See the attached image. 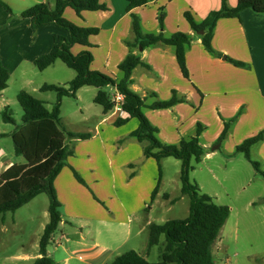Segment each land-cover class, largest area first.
<instances>
[{
    "label": "crops",
    "instance_id": "0c3cea01",
    "mask_svg": "<svg viewBox=\"0 0 264 264\" xmlns=\"http://www.w3.org/2000/svg\"><path fill=\"white\" fill-rule=\"evenodd\" d=\"M1 1L10 8L8 12L0 5V62L8 71L10 79L11 74L18 70L22 71L26 68L25 70L29 69L32 72V68L35 67L34 60L49 53L57 42V37H67V32L54 25L34 29L28 18L19 16L23 10L38 3H47L53 7L55 0ZM144 1L145 4L127 11L128 0H101L107 6V11L83 12L78 17L73 10L66 8L63 15L78 26L98 30L97 35L89 37L92 47L88 50L93 55L91 70L120 81L123 72L118 66L128 54L132 53L139 56L142 63L131 73L128 88L132 92L145 97L146 105L156 100L168 101L172 98L173 92L182 100L168 109L143 108L144 115L157 128V138L162 143L175 145L182 139L192 138L199 123L203 127L199 136V143L204 149L203 159L211 158L216 151L224 152L229 156L235 154L237 145L259 132H264V15L245 9L240 12L239 18L220 19L213 30L211 41L214 51L224 56L218 57L205 50L198 38L199 35L191 30L183 15L188 11L196 22H201L211 11L220 9L221 0ZM226 1L230 7H234L237 3V0ZM159 9L164 13L162 28L157 21ZM132 15L139 19L143 35L161 34L168 38L174 33L181 32L189 36L190 44L185 50L189 79H185L181 74L176 62L174 46L161 42L145 48L130 46L134 43ZM83 49L85 48L74 46L72 51L77 53ZM225 57L242 62L245 66H234ZM56 62L45 70L54 66ZM25 70L24 73H30ZM84 88L76 92L78 99L79 92ZM6 89L0 93V97H3ZM151 93H154L156 98L151 97L149 95ZM99 107L100 109L94 110L96 118L93 128L87 131L90 138L72 139L69 142L73 154L65 160L64 167L54 180L57 199L61 204L62 221L59 228H63L69 221H76L83 226L91 220H96L98 224L104 226L117 223L120 228H108V230L119 229V236L127 240L131 235L130 218L140 209V204L143 203L145 207L147 193L149 194L152 189L148 192L152 184L145 178V171L156 169L157 164L154 159L143 155V149L148 143L139 142L131 136L138 127L135 118L116 127L114 121L118 117H125L124 113L119 115L115 110L104 113L102 107ZM231 120L234 121L231 122L225 138L218 142L223 124ZM216 143L219 148L209 150ZM251 151H256V155L264 162V140L253 145L250 153ZM163 159L160 161L161 165ZM111 163L117 168L126 169L125 171L129 173L128 175L123 173L122 189L125 195L132 198L130 206L126 208L125 200L119 197V205L122 207L121 210L123 209L120 216L111 214V211L108 214L103 213L99 208H93L95 211L91 215L88 214L89 216L81 215L78 213L79 209L86 208L82 198L84 199L89 190L74 180L69 168L80 173L87 186L98 187L102 185L101 181L104 179L109 185L107 177L111 171L109 170ZM11 165L12 163L0 152V167L4 166L0 173ZM138 183L142 188H135ZM114 187L116 185L112 186ZM120 192V189L116 191L117 197ZM163 195L165 194H161L158 189L152 203L162 198L171 206L172 199H169V196L164 199ZM82 228L79 226L80 230ZM52 242L55 244V250L61 249L63 254L70 253L67 246L69 240L63 233L58 241L52 238ZM90 247L88 252H85L87 256H78V260L87 259L92 264H104L101 257L106 249L97 240H94ZM37 248L38 251L34 256L30 257L22 253L14 256L13 260L32 264L41 257L39 247ZM47 255L50 257L51 253L48 252ZM71 258L65 256L62 264H69ZM55 263L60 264V262Z\"/></svg>",
    "mask_w": 264,
    "mask_h": 264
},
{
    "label": "trees",
    "instance_id": "16d2710c",
    "mask_svg": "<svg viewBox=\"0 0 264 264\" xmlns=\"http://www.w3.org/2000/svg\"><path fill=\"white\" fill-rule=\"evenodd\" d=\"M127 11L131 8L146 3L144 0H128ZM0 5L10 12V8L0 0ZM70 8L80 17L83 12L107 11V6L101 0H55L53 7L47 3H38L25 10L19 16L28 18L34 29L48 25H54L67 32V37H57V42L47 54L41 55L34 60V66L38 71H43L57 60L61 61L69 69L75 71V77L68 82L67 86L43 84L40 92H56L59 97L69 96L75 98L76 92L82 87H94L98 91L93 102L102 107L104 113L113 109V103L107 87L116 88L123 95L122 110L125 117H118L114 126L120 127L129 119L135 118L138 127L131 133L139 142L146 141L148 144L143 149L146 158L156 161L158 167V180L151 200H154L161 180L160 161L163 158H174L180 161L181 194L189 198V213L184 219L168 220L163 224L151 223L148 226V251L160 244L161 237L164 239L163 248L158 262H149L135 251L131 250L116 256L110 264H215L213 246L220 234L222 227L229 217L227 206L216 205L211 197L202 194L197 185L191 183L189 174L194 170V164H198L204 154V149L199 143V136L203 127L198 123L195 135L188 139H182L175 145H167L157 138L158 130L154 127L143 113V108L163 110L173 107L182 102L173 92L168 101L156 100L146 105L145 97L132 92L129 88L130 76L133 69L142 64L139 56L128 54L119 64L118 69L123 72L120 81L101 73L93 71L90 66L93 55L88 50L92 47L89 37L95 36L98 30L95 28L78 26L64 17V11ZM249 9L256 14L264 15V0H237L234 7H230L226 0H221V7L217 11H211L201 22H196L188 11L184 18L191 30L197 34L203 31L198 38L205 50L218 57H224L212 48L213 30L220 19L239 18L241 11ZM164 13L159 9L157 21L159 27H163ZM132 28L134 43L130 46L145 48L156 43H163L175 47V58L182 76L189 79L185 62V50L190 44L187 34L177 32L165 38L159 35H143L140 30L139 19L132 15ZM74 46L85 48L73 53ZM234 66L243 67L244 63L225 57ZM9 80L8 71L0 62V93L7 88ZM156 98L154 93L149 94ZM17 102L22 108V124L11 135L14 153L22 156L24 164H12L0 173V215L14 213L22 206L29 203L37 195L46 193L49 199V220L39 238L38 247L40 258L32 264H56L47 255V246L51 243L53 235L58 230L62 221L61 204L59 203L54 187V180L64 166L65 160L72 156V150L68 147L63 131L59 128V105L48 110L44 102L31 94L20 91L17 94ZM4 123H14L8 107L1 112ZM234 120L225 122L218 142L222 141ZM0 134V138L3 137ZM70 139L87 140L89 133H66ZM264 140V132H259L253 137L245 139L235 148V153H240L251 164L254 171L264 178V170L261 164L252 160L250 148ZM73 177L82 186H88L83 178L71 168ZM165 199L168 195H163ZM176 199L171 202L174 203ZM264 202V198H263Z\"/></svg>",
    "mask_w": 264,
    "mask_h": 264
},
{
    "label": "rangeland",
    "instance_id": "374dc122",
    "mask_svg": "<svg viewBox=\"0 0 264 264\" xmlns=\"http://www.w3.org/2000/svg\"><path fill=\"white\" fill-rule=\"evenodd\" d=\"M25 69L11 74L8 87L3 97H0V134L4 135L0 138V152L12 164L25 163L22 156L15 155L11 139V135L22 124L23 111L16 99L20 91H25L42 100L49 111L58 103L59 128L63 131L69 148V142L72 139L68 138L66 133H87L95 123L94 110L100 109L93 102L98 91L94 87L82 89L79 92V99L77 93L75 98H72L59 97L56 92L52 91H39L38 88L42 84L66 87L68 82L74 78L75 71L67 68L61 61H57L54 66L42 72L35 67L32 68V72ZM24 70L30 73H24ZM4 107H8L9 114L14 120L13 124L3 122L1 112ZM216 145L218 144H214L209 150ZM250 156L258 161L261 164V170H264V162L256 155V151H251ZM160 166L159 190L161 194H167L172 200L177 199L171 206L162 198L152 203L151 194L157 184L158 167L152 171L146 170L145 178L152 184L148 192L151 188L152 191L147 193L148 199L145 207L143 203L140 204V209L136 211L134 217L130 218L131 235L127 240L119 236V229L108 230V228H120L117 223L104 226L98 224L96 220H91L83 226L81 223L67 219L69 223L63 228H58L53 239L58 241L63 233L69 240L67 246L70 253L63 254L61 249L55 250V244L51 241L47 246V253H51L50 258L62 264L65 256H71L69 264H92L87 259L81 261L77 257L87 256L85 252H88L94 240H97L106 249L101 257L104 264H110L116 256L131 250L149 262H158L164 239L161 237L160 244L148 251V226L151 223L163 224L168 220L184 219L189 213V198L187 195H182L180 191V161L170 157L163 159ZM3 168L4 166L0 167V171ZM69 170L72 173L71 168ZM109 170H111L107 177L109 185L105 179L98 187L88 185L89 191L84 199L82 198L86 208L79 209L78 213L89 216L88 214L94 213L93 208H99L103 213L108 214L111 211V214L117 216L123 213L119 205V197L125 200L126 208L130 206L132 198L125 195L122 189L123 173L125 175L129 173L125 171L126 169L117 168L112 163ZM189 177L191 183L197 185L202 194L211 197L216 205L229 208V217L213 246L215 264H264V178L254 171L242 154L235 153L229 156L219 151H216L211 158H202L198 164H194V170L190 172ZM114 185L116 187L112 188ZM137 185L135 188H142L140 183ZM118 189L121 192L117 197ZM48 205V195L41 193L14 213L0 215V264H27L13 260V257L22 253L30 257L36 254L39 237L48 222ZM79 226L83 228L80 230Z\"/></svg>",
    "mask_w": 264,
    "mask_h": 264
},
{
    "label": "built area",
    "instance_id": "2783aa9c",
    "mask_svg": "<svg viewBox=\"0 0 264 264\" xmlns=\"http://www.w3.org/2000/svg\"><path fill=\"white\" fill-rule=\"evenodd\" d=\"M111 101L113 103V109L119 115L123 114L122 104H123V95L114 87H107Z\"/></svg>",
    "mask_w": 264,
    "mask_h": 264
},
{
    "label": "water",
    "instance_id": "95a60500",
    "mask_svg": "<svg viewBox=\"0 0 264 264\" xmlns=\"http://www.w3.org/2000/svg\"><path fill=\"white\" fill-rule=\"evenodd\" d=\"M202 34H203V31H200L197 33V35H199V36H201ZM139 49H141V48H139ZM218 148H219V145H216L215 147L212 148V150H216Z\"/></svg>",
    "mask_w": 264,
    "mask_h": 264
}]
</instances>
